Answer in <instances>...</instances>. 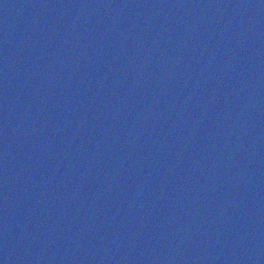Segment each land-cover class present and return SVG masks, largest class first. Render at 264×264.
I'll list each match as a JSON object with an SVG mask.
<instances>
[{
    "label": "water",
    "instance_id": "95a60500",
    "mask_svg": "<svg viewBox=\"0 0 264 264\" xmlns=\"http://www.w3.org/2000/svg\"><path fill=\"white\" fill-rule=\"evenodd\" d=\"M0 264H264V0H0Z\"/></svg>",
    "mask_w": 264,
    "mask_h": 264
}]
</instances>
